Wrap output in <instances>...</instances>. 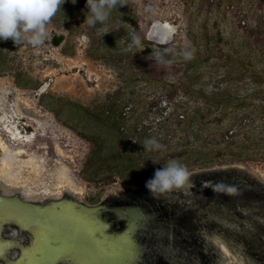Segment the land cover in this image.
<instances>
[{"label": "rangeland", "instance_id": "1", "mask_svg": "<svg viewBox=\"0 0 264 264\" xmlns=\"http://www.w3.org/2000/svg\"><path fill=\"white\" fill-rule=\"evenodd\" d=\"M126 4L103 25L90 26L86 0H66L48 25L44 46L0 41V116L6 112L12 122L9 130L0 121V139L11 153L23 147L13 156L34 155L43 165L28 186L11 184L0 170V185L26 199L68 193L96 204L146 189L154 175L148 167L154 171L177 160L190 173L186 184L203 179L214 189L222 186L215 181H225L264 195V0ZM156 21L175 26L169 43L148 39ZM132 34L141 37L140 48L132 45ZM165 49L171 50L165 53L170 63L149 57ZM192 50L193 59L208 64L188 70L183 53ZM22 115L36 131L20 137L16 123ZM153 137L163 148L146 151L142 144ZM219 147L223 155H216ZM4 155L0 147V169ZM61 167L70 182L57 187ZM184 187L165 192L178 197ZM262 224L250 229L264 237ZM215 239L228 264H257L226 235Z\"/></svg>", "mask_w": 264, "mask_h": 264}, {"label": "water", "instance_id": "2", "mask_svg": "<svg viewBox=\"0 0 264 264\" xmlns=\"http://www.w3.org/2000/svg\"><path fill=\"white\" fill-rule=\"evenodd\" d=\"M154 26L149 40H172L154 38ZM217 183L196 179L178 197L140 189L96 204L68 193L26 199L0 185V264H228L215 239L224 235L248 262L264 264V237L250 229L264 223V195Z\"/></svg>", "mask_w": 264, "mask_h": 264}, {"label": "clouds", "instance_id": "3", "mask_svg": "<svg viewBox=\"0 0 264 264\" xmlns=\"http://www.w3.org/2000/svg\"><path fill=\"white\" fill-rule=\"evenodd\" d=\"M77 0H72L75 4ZM66 0H0V41L11 40L17 47L27 43L34 48L44 46L48 40V25L55 17ZM126 0H86V22L90 26L103 25L112 10L125 6ZM131 43L141 47V37L131 35ZM154 50L149 57H155L157 62L170 63L165 53ZM185 60L194 56V50L183 53ZM146 151L163 148L156 138H146L142 144ZM156 163V161H152ZM190 173L187 167L177 160H169L162 168H157L154 175L145 183L149 195L180 189L189 181Z\"/></svg>", "mask_w": 264, "mask_h": 264}, {"label": "bare ground", "instance_id": "4", "mask_svg": "<svg viewBox=\"0 0 264 264\" xmlns=\"http://www.w3.org/2000/svg\"><path fill=\"white\" fill-rule=\"evenodd\" d=\"M174 32H175V26H171V24L164 25L162 23H156L153 30H152V35L154 38H156L159 41H165L166 37H168V36L171 39L173 37ZM164 44H167V43H164ZM14 111H17V110L14 109ZM0 121H3L5 123L4 127H7L8 129L10 127H12V122L10 119H8V115L6 112H4L3 115L0 116ZM14 137H15V135L13 136V138ZM0 147L5 152V155L2 158V167L0 169L1 174L11 184L17 185V186H18V184L26 185V183L28 181L36 180L38 178V176L41 174V170L43 168V165L40 162L41 158L36 159V157H34V155H31L28 158H17L15 156H13L12 154L13 153H15V154L21 153L24 150L23 147L22 148H16L15 151L13 153H11V151L9 149V145L2 139H0ZM69 179H70V177L68 176L67 169L65 167H61L59 169L58 175L56 176V178L54 180V184L57 187H61V186H63V184L69 183L70 182ZM26 186H28V185H26ZM43 186H44L43 191H45V192L49 191L47 186H45V185H43ZM24 194H26V192Z\"/></svg>", "mask_w": 264, "mask_h": 264}, {"label": "trees", "instance_id": "5", "mask_svg": "<svg viewBox=\"0 0 264 264\" xmlns=\"http://www.w3.org/2000/svg\"><path fill=\"white\" fill-rule=\"evenodd\" d=\"M56 41V43L57 44H59L60 43V41L62 40V37H57L56 39H55ZM146 43H148L149 44V41L148 40H146ZM208 60L207 59H200L199 57H194V59L192 58V59H190V60H188L187 61V69L188 70H197L198 68H200L201 66H204V65H206V64H208ZM175 86V85H174ZM176 88V87H175ZM76 107H78V109L81 111V112H84L85 110H87L86 108H84L82 105H78V104H76L75 105ZM77 109V108H76ZM70 110H73V113L75 112V113H77V110H74V109H70ZM84 110V111H83ZM78 114H81L80 112H78ZM94 117H95V115H94ZM104 117H105V114H103V113H100V114H98V116H97V120L98 121H103L104 120ZM89 117L87 116V117H85V118H82L81 119V121L83 122V120L85 121L86 119H88ZM87 122V121H86ZM114 126H116V125H114ZM228 132L229 131H227V136L229 135L228 134ZM127 137V135H124V136H122L121 138L122 139H125ZM117 140H120V139H117ZM111 142H113V141H111ZM126 147H127V149H130V145H127V143H126ZM214 148H216V147H214V146H212V149H211V151L212 150H214ZM225 152H223L221 149H220V147H219V149L217 150V152H216V155H223ZM120 158H121V160L122 159H124V158H126V156H121L120 155ZM121 163L123 162V161H120ZM124 163V162H123ZM135 169H137V168H135ZM135 169H132V171H135ZM142 171H144V169H142ZM147 171H152L153 172V174H154V172H155V170L153 171V168L152 167H148V169H147Z\"/></svg>", "mask_w": 264, "mask_h": 264}, {"label": "flooded vegetation", "instance_id": "6", "mask_svg": "<svg viewBox=\"0 0 264 264\" xmlns=\"http://www.w3.org/2000/svg\"><path fill=\"white\" fill-rule=\"evenodd\" d=\"M156 23H162L164 25H166V23H163L162 21H156ZM174 26V25H171ZM61 42V41H60ZM56 43V42H55ZM60 44V43H59ZM56 45H58L56 43ZM12 106V105H11ZM10 106V107H11ZM12 108V107H11ZM14 108V107H13ZM16 130H20V137H23L24 135H26L27 133H33L35 130V128L33 127L32 123L30 121H28V117L26 115H22L19 119L18 122L16 123Z\"/></svg>", "mask_w": 264, "mask_h": 264}]
</instances>
